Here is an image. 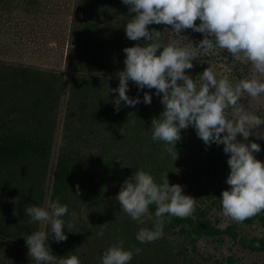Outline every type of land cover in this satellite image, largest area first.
<instances>
[{"label":"trees","instance_id":"1","mask_svg":"<svg viewBox=\"0 0 264 264\" xmlns=\"http://www.w3.org/2000/svg\"><path fill=\"white\" fill-rule=\"evenodd\" d=\"M29 3L36 5L37 0H29ZM74 3L76 12L71 20L67 58L73 81L54 166L51 164L60 118L57 101H46L45 92L52 82L61 81L58 75L53 74L54 80L50 82L49 75L29 69L27 84L37 89L36 98L29 100V119L23 113L17 114L20 119L13 125L0 119V170L6 171L4 175L0 173V264H35L28 255L23 236L38 230L41 224L31 221L26 206L43 205L57 198L68 205L69 213L75 211L79 220L67 240L56 243L50 239L49 244L58 257L80 247L82 264H99L104 251L118 241H123L126 248L142 249L130 264H200L196 258L198 243L207 238L223 243L228 237L244 250L264 253V211L243 222L231 218L235 223L225 229L211 218V211L222 212L221 193L229 187L210 186V180L206 181L207 172L228 165L229 154L224 153L222 144L206 146L189 126L181 130L175 160L162 142L151 140V120L163 111L159 97L153 95L151 104L141 102L134 107L122 102L120 111L114 110L113 98L118 93L110 91L118 86L117 72L124 68L123 49L143 41V38L133 41L126 37V22L134 15L129 12V6L122 0H74ZM199 22L197 19L195 23ZM148 27L163 32L171 25ZM182 34L193 41L203 38L202 33L192 29ZM168 38L169 32L165 31V42ZM197 59L192 69L185 70L197 79L209 62L216 64L218 78L226 75L225 66L229 67L231 75L248 68L247 64L241 65L242 59L232 62L231 54L219 48L207 55L198 54ZM129 85L131 97L142 98L143 91L155 92L147 88L138 92L133 82L129 81ZM61 87L62 83L55 92H61ZM137 168L150 171L158 183L167 173L170 184L184 185V191L187 187L197 191L208 188L209 200L203 204L196 201L195 211L187 217L165 214L164 235L153 242L140 243L136 233L141 227H152L156 206H149L153 216L146 217L140 224L120 209L115 199L123 181ZM174 169L180 170L181 183L170 174ZM77 184L80 186L78 196ZM15 204L20 208L17 215L20 220L16 223L12 221ZM101 225L103 236L97 237ZM242 228L252 234L244 235ZM172 236L183 241L178 251L167 242ZM160 239L163 241L158 243ZM15 242L24 245L26 250L15 249ZM225 264L241 263L229 256Z\"/></svg>","mask_w":264,"mask_h":264},{"label":"clouds","instance_id":"2","mask_svg":"<svg viewBox=\"0 0 264 264\" xmlns=\"http://www.w3.org/2000/svg\"><path fill=\"white\" fill-rule=\"evenodd\" d=\"M122 3L134 13L126 22V37L143 41L123 49L124 68L117 72L118 86L110 91L118 93L113 98L114 110L119 112L122 102L134 107L141 102L151 104L153 95L159 97L163 111L151 120V140L162 142L175 160L181 130L189 126L206 146L222 144L224 153L229 154L230 169L225 181L229 187L220 197L224 216L243 222L264 211V161L255 155L261 151V145L249 140L250 136L264 139V130L259 127L264 125V117L241 103L245 94L253 99L264 94V80L255 75L238 81L218 78L216 64L211 62L198 79L185 71L194 67L198 54L207 55L219 48L231 54L232 62L246 59L256 73L264 76V0H122ZM197 19L199 23H195ZM153 24L171 28L162 32L148 27ZM186 29L202 33L203 38L189 39L182 34ZM165 31L169 32L167 42ZM129 81L138 92L145 88L155 92L143 91L142 98L131 97ZM184 188L179 183L170 184L167 173L158 183L143 168H137L123 181L115 199L131 219L143 224L146 217L153 216L149 206H156L152 227L139 228L137 241L150 243L161 238L165 214L183 218L195 211L198 199L185 194ZM79 193L77 184L76 196ZM26 214L32 222L41 224L38 230L23 236L35 264H82L80 247L58 257L49 244L50 239L56 243L65 241L68 233L74 232L79 220L75 211L69 213L68 205L57 198L43 205H27ZM103 225L97 237L103 236ZM141 252L139 247L126 248L123 241H118L104 251L99 264H130L133 256Z\"/></svg>","mask_w":264,"mask_h":264},{"label":"rangeland","instance_id":"3","mask_svg":"<svg viewBox=\"0 0 264 264\" xmlns=\"http://www.w3.org/2000/svg\"><path fill=\"white\" fill-rule=\"evenodd\" d=\"M75 12L74 0H37L36 5H31L29 0H0V119L9 125H13L14 121L20 119L17 114L23 113L29 119V106H31L29 100L36 98L37 95V89L32 86L29 88L27 84L29 69L49 75L50 82L54 80L51 78L53 74L58 75L61 81L52 82L48 92H45L46 101H57L55 104H57L60 118L51 164L53 166L61 144V127L69 109L68 98L72 89L73 75L67 68V58L70 48L71 20ZM242 60L241 65L247 64V69L231 75L229 67L225 66L224 77L238 81L255 75L264 80V76L256 73L249 61L243 58ZM60 83H62L61 92H55ZM241 103L253 113L264 117V94L254 99L245 94L241 97ZM259 127L260 130H264V125ZM249 140H255L261 145V151L255 155L257 159L264 161V139L250 136ZM229 171L227 165L215 172H207L206 181L210 180V186H227L225 181ZM4 172L6 171L0 170L3 175ZM179 172L180 170L174 169L170 174L181 183L182 177ZM196 187L199 186L196 185ZM189 189L191 188H186L185 194L196 197L201 204L209 200L208 188L200 191ZM14 207L12 221L16 223L20 220V216H17L20 208L18 204ZM210 213L216 225L223 229L235 223L230 217L224 216L223 212L213 210ZM241 232L244 235L252 234L250 230L244 228ZM253 234H255L254 231ZM162 241L160 239L158 243ZM167 242L177 251L183 243L178 236L169 237ZM153 245L157 246L154 243ZM13 246L21 251L26 250L24 245L17 242L13 243ZM229 256L236 257L241 264H264V253L244 250L241 245L234 243L228 237L223 243L209 238L198 243L196 258L200 264H225Z\"/></svg>","mask_w":264,"mask_h":264}]
</instances>
